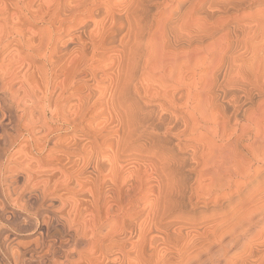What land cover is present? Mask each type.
Returning a JSON list of instances; mask_svg holds the SVG:
<instances>
[{"label":"bare ground","instance_id":"6f19581e","mask_svg":"<svg viewBox=\"0 0 264 264\" xmlns=\"http://www.w3.org/2000/svg\"><path fill=\"white\" fill-rule=\"evenodd\" d=\"M0 264H264V0H0Z\"/></svg>","mask_w":264,"mask_h":264},{"label":"rangeland","instance_id":"374dc122","mask_svg":"<svg viewBox=\"0 0 264 264\" xmlns=\"http://www.w3.org/2000/svg\"><path fill=\"white\" fill-rule=\"evenodd\" d=\"M256 7H257V6H254V7L252 8V10H255V9L257 10L258 8L260 9V8H262V5H261V6H258L257 8H256ZM260 118H262V117H260ZM198 123L203 125V121H202V120H199ZM34 158H36V159L38 158L36 154H34ZM44 166H45V165H44ZM47 166H48V165H47ZM47 166H46V167H47ZM9 228H10V227H9ZM30 232H31V234H33L32 236H34V234H36V233H35V232H36L35 229H32ZM18 235H20V234H18ZM76 255H77V254H72V259H75V258L77 257Z\"/></svg>","mask_w":264,"mask_h":264}]
</instances>
